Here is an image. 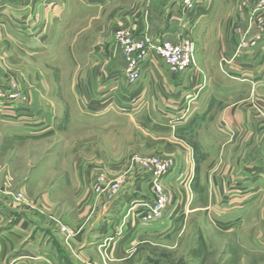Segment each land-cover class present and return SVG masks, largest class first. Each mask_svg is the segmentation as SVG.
Listing matches in <instances>:
<instances>
[{"label": "crops", "instance_id": "crops-1", "mask_svg": "<svg viewBox=\"0 0 264 264\" xmlns=\"http://www.w3.org/2000/svg\"><path fill=\"white\" fill-rule=\"evenodd\" d=\"M82 1L83 9L97 12L96 18H87L91 23L96 21L98 33L92 39L93 49L85 55L88 76L81 88L89 96L102 91V99L90 102L92 106L95 103L101 106L107 97L114 104L135 110L156 104V108L171 115L181 113L182 129L188 131L195 122L207 119V116L196 117L195 107L188 110V93L201 95L206 85H211L212 76L232 78L227 82L234 86L240 84V80L250 81V74H256L252 87L258 91L264 89L261 84L264 45L257 46L258 51L239 49L245 36L261 35L262 18L258 12L264 14V7H259L263 0H209L206 6L196 8L190 18L182 9V0ZM58 2L60 0H0V89L5 92L13 89L20 98L28 100L26 103L19 99L16 107L8 109L0 100V140L10 139L12 122L20 123L25 134L29 130L30 135H38L41 131L37 130L36 122L47 123L53 118L51 108L43 119L37 118L36 112L42 106V89L31 85L25 90L27 85L22 80L25 81L26 76L23 78L20 71L17 74L10 67L14 70L19 64L23 65L24 60H34L41 55L39 48L47 37L48 23L55 20L59 11ZM91 23L86 26L90 27ZM122 27L137 37L146 34L158 40L192 37L196 43L197 66L189 72L175 74L160 57L153 56L154 59L150 58L144 65L139 83L130 86L126 62L114 38V33ZM251 59L258 62L257 72L250 65ZM35 66L33 76L27 81L37 76ZM9 79L17 84L9 83ZM127 102L131 105L126 106ZM255 111L249 102L231 103L212 121L214 137L209 138V148L219 149V156L203 178L209 181L212 191L230 193L226 200L250 202L251 197L264 193V117ZM23 132L13 133L23 135ZM98 165V169H103L100 174L116 176L120 173L119 167ZM8 173L9 169L4 170L2 164L0 264H118L132 257L127 253L129 248L140 244L142 238L147 243L148 237L154 234L153 226L140 224L130 209H124L130 201L141 202L134 192L142 186L145 175L127 176L129 181L126 180L120 190L125 193L121 201L125 205L115 209L119 196L112 201L96 196L92 190V171L84 162L69 165L68 198L52 191L36 196L31 193L30 182H23L19 191L29 197L19 203L9 194ZM127 185L133 186L132 193L126 192ZM148 191L152 197L147 188Z\"/></svg>", "mask_w": 264, "mask_h": 264}, {"label": "rangeland", "instance_id": "rangeland-1", "mask_svg": "<svg viewBox=\"0 0 264 264\" xmlns=\"http://www.w3.org/2000/svg\"><path fill=\"white\" fill-rule=\"evenodd\" d=\"M82 2L60 0L55 20L46 27L47 37L39 48L41 55L24 60L14 70L10 67L23 78L26 76L22 80L27 85L25 90L31 85L42 89V106L36 112L37 118L43 119L49 114V108L53 115L51 122H36L37 130L41 131L38 135H30L25 129L26 135L20 123L12 122L10 139L0 140V180L4 164V170L9 169L10 196L23 203L29 196L23 194L24 198L17 199V194L21 193L23 182H30L31 193L36 196L52 191L68 198L69 165L80 161L92 171V183L103 170L98 169V164L119 167V174L108 177L115 179L120 175L123 179L120 190L128 175H145L142 186L134 194L142 202H150L148 173L132 158L134 155L171 158L177 166L166 179L165 187L173 203L169 214L165 220L152 224L154 234L148 237L147 243L142 238L140 244L128 249L132 257L118 264H264V193L251 197L250 202L230 201L225 199L230 193L212 191L209 181L203 178L219 156V149L214 145L209 148V138L214 137L212 121L223 109L231 103L249 102L264 117V89L258 91L251 83L257 80V75L250 74V81L240 80L234 86L227 82L232 78L215 75L210 79L211 85H206L198 97L189 92L188 110L195 107V116H207V119L195 122L188 131L182 129L181 113L171 115L156 108V104L135 110L114 104L107 97L101 105L104 108L97 103L92 106L90 102L102 99V91L89 96L81 88L88 76L85 55L93 49L92 39L98 33L96 21L91 23L87 18H96L97 12L83 9ZM86 23H91L90 27ZM253 49L258 51L257 46ZM33 65L37 76L27 81L33 76ZM250 65L257 72V60L251 59ZM12 81L16 83L14 79L8 80ZM13 132H23V135ZM183 164L187 166L186 171ZM132 187L127 185L126 192L132 193ZM120 190L108 200L119 196L115 209L125 205L121 203L125 193ZM133 205L130 201L124 209L129 210Z\"/></svg>", "mask_w": 264, "mask_h": 264}, {"label": "built area", "instance_id": "built-area-1", "mask_svg": "<svg viewBox=\"0 0 264 264\" xmlns=\"http://www.w3.org/2000/svg\"><path fill=\"white\" fill-rule=\"evenodd\" d=\"M209 0H182V9L190 18L196 8L206 6ZM259 7H264V0ZM261 26V35L254 37L245 36L239 43V49L251 51L254 46L264 45V20L263 12H258ZM115 41L121 47L126 62V77L130 86H136L142 78L144 65L147 60L160 57L168 66L169 70L175 74H183L193 70L197 65L195 61L196 44L192 37L183 36L178 41L170 39L158 40L144 34L137 37L126 27L119 29L115 35ZM154 59V58H153ZM225 62H228L225 60ZM20 98L15 90L5 92L0 89V100L6 109L16 107V102ZM264 148V139H263ZM264 150V149H263ZM140 168H143L147 175V183L150 187L152 198L150 202H137L130 211L136 216L142 225L152 226L155 222L165 220L169 214V206L173 204L171 196L166 190L167 176L176 168V162L171 158L148 157L141 158L134 155L132 158ZM183 177L184 173H180ZM122 178L111 179L107 174H99L92 183L93 191L98 196H104L107 200L114 197L122 185ZM24 198L23 193L17 194V199Z\"/></svg>", "mask_w": 264, "mask_h": 264}]
</instances>
